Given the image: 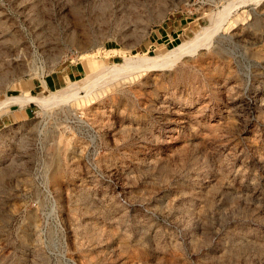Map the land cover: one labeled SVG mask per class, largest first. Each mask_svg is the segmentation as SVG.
I'll list each match as a JSON object with an SVG mask.
<instances>
[{
  "label": "rangeland",
  "instance_id": "rangeland-1",
  "mask_svg": "<svg viewBox=\"0 0 264 264\" xmlns=\"http://www.w3.org/2000/svg\"><path fill=\"white\" fill-rule=\"evenodd\" d=\"M89 58L0 124V264H264V0H0V101Z\"/></svg>",
  "mask_w": 264,
  "mask_h": 264
},
{
  "label": "crops",
  "instance_id": "crops-1",
  "mask_svg": "<svg viewBox=\"0 0 264 264\" xmlns=\"http://www.w3.org/2000/svg\"><path fill=\"white\" fill-rule=\"evenodd\" d=\"M193 21L194 19L188 21L187 17H174L170 19L164 25L154 29L153 41L149 43V46L153 45L155 42L157 44H161L163 42L165 44H172L173 42H177V40H180V38L186 34V31L191 30ZM99 66L100 64L95 58L85 59L84 63L82 61L70 62L60 70L56 71L55 76L51 77V84L57 86L67 84L69 82L73 85L76 82L83 81L90 74L95 72H92V70L98 68ZM45 84L46 86L49 85H47V82ZM30 104L31 103L22 107L18 104H10L1 108L0 124L23 119L32 109L30 108Z\"/></svg>",
  "mask_w": 264,
  "mask_h": 264
},
{
  "label": "bare ground",
  "instance_id": "bare-ground-1",
  "mask_svg": "<svg viewBox=\"0 0 264 264\" xmlns=\"http://www.w3.org/2000/svg\"><path fill=\"white\" fill-rule=\"evenodd\" d=\"M200 41V37L196 38L193 42H191L188 47L189 50H185V52L188 51H193L196 47V45L198 46V42ZM177 56H173L172 59H168V57H162L161 61L162 62H169L172 61L173 59H176ZM156 59H160V57L154 58V57H142V58H138L137 63H149L150 61H156ZM155 66L156 64H150L149 67ZM141 66L143 67L144 65H139V67L141 68ZM125 66L123 65H115V66H111V67H107L106 69H102V71L98 72V73H94L93 75H89L87 78H85L83 80V85L82 86H78L70 91H65L63 92V97L58 96L59 93H55L53 94L52 97H38V96H12V97H8L2 101H0V109L5 107L6 105L10 104V103H14V104H25V102H36L39 103L41 105H48V104H55L58 101H62V100H66L68 98H72L75 96H77L80 92H88L90 91L92 88H94V86L97 85V83L104 78L105 76H107L108 74H115L116 70L119 69H123ZM128 67H132L128 66ZM146 67H148V65H146ZM28 104V103H27Z\"/></svg>",
  "mask_w": 264,
  "mask_h": 264
}]
</instances>
